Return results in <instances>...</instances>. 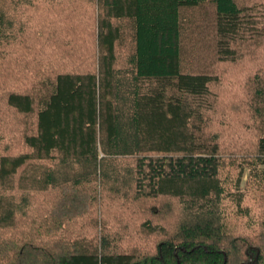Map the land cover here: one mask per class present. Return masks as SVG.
<instances>
[{"label":"trees","instance_id":"obj_1","mask_svg":"<svg viewBox=\"0 0 264 264\" xmlns=\"http://www.w3.org/2000/svg\"><path fill=\"white\" fill-rule=\"evenodd\" d=\"M0 264H264V0H0Z\"/></svg>","mask_w":264,"mask_h":264},{"label":"rangeland","instance_id":"obj_2","mask_svg":"<svg viewBox=\"0 0 264 264\" xmlns=\"http://www.w3.org/2000/svg\"><path fill=\"white\" fill-rule=\"evenodd\" d=\"M248 175H249V170L247 169L244 175V183L246 182Z\"/></svg>","mask_w":264,"mask_h":264}]
</instances>
